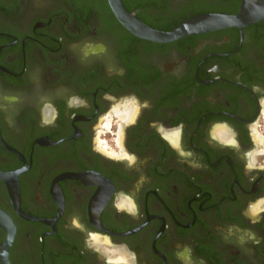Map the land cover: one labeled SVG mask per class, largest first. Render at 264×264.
I'll use <instances>...</instances> for the list:
<instances>
[{"label":"flooded vegetation","instance_id":"obj_1","mask_svg":"<svg viewBox=\"0 0 264 264\" xmlns=\"http://www.w3.org/2000/svg\"><path fill=\"white\" fill-rule=\"evenodd\" d=\"M245 1L121 0L160 31ZM0 174L11 264H264V16L155 42L0 0Z\"/></svg>","mask_w":264,"mask_h":264},{"label":"water","instance_id":"obj_2","mask_svg":"<svg viewBox=\"0 0 264 264\" xmlns=\"http://www.w3.org/2000/svg\"><path fill=\"white\" fill-rule=\"evenodd\" d=\"M109 3L120 21L130 32L138 37L155 42H169L178 40L188 35L210 32L232 26H243L258 21L264 16V1L252 4L246 0L237 15L203 14L195 16L183 22L177 28L170 31H160L150 28L137 20L127 12L121 0H109ZM0 178L3 175L0 174ZM0 226L7 232L8 237L0 249V264H11L8 261L7 253L13 240L15 227L10 218L0 210Z\"/></svg>","mask_w":264,"mask_h":264}]
</instances>
